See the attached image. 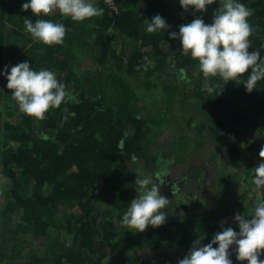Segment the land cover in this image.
<instances>
[{"label": "trees", "instance_id": "trees-1", "mask_svg": "<svg viewBox=\"0 0 264 264\" xmlns=\"http://www.w3.org/2000/svg\"><path fill=\"white\" fill-rule=\"evenodd\" d=\"M24 2L0 0V71L5 65L24 61L37 71L50 69L74 100L49 109L42 120L30 117L19 110L0 76V219H18L13 226H0V264H18L15 260L20 252L15 242L26 235L46 241L52 258L33 256L19 264H97L94 257L101 244L105 249H100L118 264H144L135 252L144 244H155L169 224L176 226L184 247L193 238L205 245L222 227L236 228L235 214H252L256 202L264 199V193L252 183V169L262 162L259 153L264 148V80L248 93L243 86L247 73L228 82L219 76L204 77L198 62L181 51L179 40L169 39V32L178 31L180 25L197 16L203 19L201 12L182 10L179 0L176 4L172 0H119L114 14L104 0H95L104 9L103 15L80 22L58 12L32 16L30 10L21 11ZM240 2L253 9L249 51L264 55V0ZM157 14L170 27L162 34L147 33L145 19ZM25 18L63 23L67 29L63 44L49 46L35 40L25 31ZM77 53L91 56L94 74L79 76L74 66L79 62ZM205 84L220 93L209 95L203 90ZM141 86L164 94L161 111L166 108L169 112L177 96L181 104L197 102L196 146L202 147L206 133L224 158L225 168L215 174L212 193L183 195L177 184L161 177L164 163L158 159L154 163L148 153L152 127L163 120L160 114L141 116L136 91ZM186 120L191 129L192 119ZM244 132L253 139H247ZM187 136L182 135L171 148L184 147ZM121 139L122 147L118 146ZM246 155L251 162L244 163ZM133 156L145 169L152 163L156 166L149 170L152 178L161 194L167 196L163 191H169L168 196H177L173 202L169 200V207L185 213L180 221L171 222L172 213L166 212L167 220L159 227L136 232L122 226L123 213L137 193L122 183L117 171L123 162L133 161ZM198 176L203 173L192 169L185 180L190 177L200 184ZM230 258L233 264H241L234 252ZM260 258L264 259V253Z\"/></svg>", "mask_w": 264, "mask_h": 264}, {"label": "clouds", "instance_id": "clouds-1", "mask_svg": "<svg viewBox=\"0 0 264 264\" xmlns=\"http://www.w3.org/2000/svg\"><path fill=\"white\" fill-rule=\"evenodd\" d=\"M214 2L219 7L210 24L197 16L190 23L180 25L178 31L169 32V39L179 40L181 51L198 62L199 71L206 78L219 76L228 82L247 73L243 86L246 92L251 93L258 82L264 80V55L258 50L249 51L252 34L249 17L253 15V9L240 0H179V5L182 10L203 13ZM29 10L35 17H47L58 12L80 22L100 17L104 12L95 0H25L21 11ZM23 20L25 31L38 42L49 46L63 44L67 31L63 23L40 18ZM144 24L147 33L162 34L170 27L159 14L151 20L145 19ZM0 76L6 79V88L19 110L30 117L42 120L49 109L74 100V95L56 72L47 68L37 71L28 61L11 67L5 65ZM203 90L211 96L220 93L211 84H205ZM123 143L121 139L118 146L122 147ZM259 157L262 162L252 169V183L264 193V148ZM132 159L135 160V156ZM168 163L170 161L164 162L165 168ZM134 183L137 195L123 213L122 226L143 232L149 227L163 225L167 220L164 209L169 206V199L161 194L160 185L147 176H137ZM233 223L236 228L222 227L205 245H201L198 239L194 241L177 264H233L230 258L233 252L241 264H264V259L260 258L264 253V199L256 202L250 216L235 214Z\"/></svg>", "mask_w": 264, "mask_h": 264}, {"label": "rangeland", "instance_id": "rangeland-1", "mask_svg": "<svg viewBox=\"0 0 264 264\" xmlns=\"http://www.w3.org/2000/svg\"><path fill=\"white\" fill-rule=\"evenodd\" d=\"M172 1L174 4L177 2V0ZM218 7V3L214 2L207 7L206 11L201 13V16L205 21H211L213 14L215 10L218 9ZM77 59L79 62L74 63V66L75 68H78V74L81 78L95 73L96 65L92 61L90 55L85 56L84 54L77 53ZM126 79L128 82H132L133 85L137 84L133 78ZM6 83V79H3L2 84L5 85ZM136 89L140 98L139 106L141 110V116L152 117L158 116V114H160L163 120L157 121L158 127H152V131L149 134L150 147L148 153V155L154 158V163L157 159L160 161L159 163H164L170 160V163L167 164V167L164 170V175H161V177L164 178L166 183L171 182L172 184H177L180 187L181 194L183 195L191 191L197 194L203 191H208V193H210L213 186L217 184V176H215V174L225 168L223 165L224 158L222 152L218 151V145L213 140V137L206 133L203 134L204 143H201L202 147L199 149V147L196 146L198 144V140L196 139L198 138L196 137L194 128L200 120L199 111H197V102L188 101L184 104H181V98L177 96L174 99L173 104L169 106V112H166V108L162 109L161 111L160 109L165 107L166 99L161 91H146L142 86ZM2 105L6 107L5 104ZM158 111L160 113H157ZM172 118H174V120L169 121V119L171 120ZM186 118L192 119V123L189 125L191 129L186 126ZM245 120L250 121V118L245 116ZM163 122L169 123L164 124ZM185 134L188 135L187 137L189 138L187 144L184 147L181 146L179 149L173 150L171 145L181 141L182 135ZM244 134L246 135L247 139H253L249 133L244 132ZM252 135L255 136L254 133ZM189 142L193 144L188 147ZM244 144L250 145L252 143ZM242 159H245L244 163L252 161L248 155H246L245 158L242 157ZM155 167L156 166L152 163L150 168L145 169L141 164V160H133L129 162H123L118 166L117 172H119V179L122 181V183L125 186L132 187L135 190L136 185L134 182L137 176L141 178L145 176L150 177L153 182L156 183V178H152L153 173L149 171L151 168L154 169ZM192 169L197 170L198 174L201 172L203 173V177H196L201 179V183L199 182L200 184H197V180L195 182V180H192L190 177V179L188 178L185 180L186 174L190 175ZM227 170L230 171L229 169ZM163 193L167 195L166 197H169V200L172 202L177 197H175L174 194L168 196L169 191H163ZM173 205L177 208L175 202ZM169 206H171V203ZM169 206L166 207L164 211L165 213H172V218L170 219V221L172 220L171 222H178L182 217L186 216L184 215L185 213L181 211L176 212L174 208ZM198 215L201 216L204 215V213H198ZM14 217L15 216H10L0 219V226L15 225L18 219ZM194 219L196 218H190L189 220ZM194 241H196L195 238L189 242L190 246L184 247L182 244H180V234L177 233L176 226L169 224L166 227V230L157 236L155 244H144L141 249H138L135 252V254H137L138 260L144 264H177L178 260L182 259L187 254ZM15 243L17 244V250L20 252L19 257L15 260L18 264L27 262L33 256L39 259L52 258V254H49L50 251H47L48 249L46 241L34 238L31 235H26L19 239L17 238ZM100 248L105 249V247L102 244L99 245L98 254L94 257L97 264H118V260L109 258L107 251H103ZM40 264H47V261H44Z\"/></svg>", "mask_w": 264, "mask_h": 264}, {"label": "built area", "instance_id": "built-area-1", "mask_svg": "<svg viewBox=\"0 0 264 264\" xmlns=\"http://www.w3.org/2000/svg\"><path fill=\"white\" fill-rule=\"evenodd\" d=\"M104 2L107 8L110 10V12L117 14L119 0H104Z\"/></svg>", "mask_w": 264, "mask_h": 264}]
</instances>
